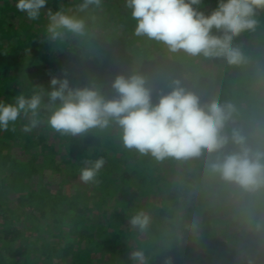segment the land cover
Wrapping results in <instances>:
<instances>
[{
  "label": "rangeland",
  "instance_id": "374dc122",
  "mask_svg": "<svg viewBox=\"0 0 264 264\" xmlns=\"http://www.w3.org/2000/svg\"><path fill=\"white\" fill-rule=\"evenodd\" d=\"M65 1L48 0L44 11L48 8H63L84 18L88 35L69 37L60 43L46 39L45 15L32 21L16 9V0H0V14L3 18L0 17V27H6L10 23L14 26L12 37L7 38V34L0 33V42L3 46H15L11 55L0 54V99L10 101L16 94L27 92L32 87L31 84L51 90L47 77L49 69L55 72V76L66 75L73 86H80L82 79L88 80L84 74L96 77L102 73V78L106 81V84L103 83L104 88L111 89L105 96L112 97L116 95L111 87L115 77L107 76L105 64L113 60L127 74L139 70L148 76L152 82L153 98L158 97L161 89L170 90L172 80L180 79L188 89L197 93L202 102L216 97L221 102H232L237 111L226 130L230 133L232 127L240 128L248 136L250 145H264V103L259 107L253 105L258 100L254 94L264 86V76L259 81L250 82L251 79L244 77L250 71H244L236 75L237 79H233L234 68L224 59L219 58L215 62L187 55L183 51L170 53L163 44L145 36H137L136 21L131 16L126 0H104L99 8L90 7L84 12H79L77 8L82 0ZM203 2V10H207L216 7L218 0ZM7 6L11 9L6 10ZM256 19L261 27L264 23V10L258 11ZM19 22L22 23L19 25L24 33L18 27ZM93 39L95 43L91 41ZM15 40L19 42H14ZM90 42L105 51H111V56H102L104 53L100 52H95V56L90 54V50L85 54ZM16 43L18 44L15 45ZM233 43L247 57L245 65L257 62L256 58L251 59L257 52L263 53L264 46L251 50L252 45L258 44V39L250 31L242 32ZM32 46H37L43 53L37 54L32 61L24 59L25 57L22 60V51L29 50ZM144 48H149L150 51H144ZM27 53L25 52L26 55ZM17 59L22 65L17 63ZM54 61L57 65L52 64ZM199 61L204 63L202 69H197L195 65ZM261 61L264 64V55ZM157 63L167 66L168 70L165 69L158 75L157 68L153 67ZM182 65L189 69H182ZM189 73H195L197 83L193 82ZM196 73L204 78L200 79ZM210 78L211 81H208ZM76 79L78 80L74 81ZM71 140L75 139L61 136L45 125L25 132L21 122H17L15 131L11 128L0 131V251L3 252L0 254L8 256L17 247L26 250L28 258L38 264L45 260L51 261L49 258H52L51 262L54 264H81L83 262L77 260L73 252L83 249L88 255L89 264H127L130 248L138 246L148 256V264H157L160 258L165 257H170L172 264H249V261L251 264H264V241L258 242L259 233L251 227L256 220L242 225L238 212L234 214L230 211L232 204L240 199L258 207L263 198L259 199L257 196L259 191H243L242 198H236L233 191L235 185L231 187V184L207 170V162L215 154L209 156L205 153L187 160L169 157L157 161L150 155L140 156L134 151L124 150L114 132L99 137L91 134L84 138L76 137L77 145H72ZM104 142L114 145L111 147L108 144L106 147L111 148L109 149L103 147ZM49 144L50 148H46ZM101 144L107 158L104 156L106 162L98 177L100 182L84 184L80 180V169L84 165L77 158L83 156L94 159L93 147ZM65 145L70 147L69 153ZM234 148L235 145L230 143L225 151ZM52 150L58 153L55 156L58 161L66 155L70 163L75 164L74 174L71 173L70 164L47 163L45 151L48 153ZM117 158H121L120 161L116 162ZM32 167L37 172L29 176L28 172ZM125 169L132 170L130 175L135 172L141 186L132 185L126 174L124 176L128 180L122 177ZM12 171L14 172L11 173ZM42 193L45 198L39 199L38 195ZM58 193L60 198L54 201V196ZM165 206L174 209L167 212L161 209ZM71 209L74 214H69ZM141 209L151 216L152 226L148 235L137 233L129 224L131 215ZM62 215H65V221L58 225L54 220ZM256 215L259 220L264 221V208L260 207ZM162 220L167 222L166 226L162 225ZM206 228H213L214 232H204ZM13 230H18L17 236ZM84 230L91 234H86ZM120 230L126 232L121 234ZM242 231L250 232V235L246 243L238 245L231 235ZM8 232L10 234L7 240L11 243L2 250V241ZM200 234L210 237L206 241L194 238ZM190 236L193 238L190 239ZM157 237L161 239L158 243H152V246H163L167 241L170 246L181 250L172 253L170 247L164 249V252L159 250L154 258L151 257L152 247L144 242L151 238L157 240ZM21 241L24 245L19 244ZM45 244L47 246L41 248ZM122 246L125 248L123 252L120 251ZM59 247H69L72 253L61 254L63 258H57L52 254ZM62 251L63 249L60 250L61 253ZM32 260L30 262L34 264Z\"/></svg>",
  "mask_w": 264,
  "mask_h": 264
},
{
  "label": "clouds",
  "instance_id": "9594fccd",
  "mask_svg": "<svg viewBox=\"0 0 264 264\" xmlns=\"http://www.w3.org/2000/svg\"><path fill=\"white\" fill-rule=\"evenodd\" d=\"M101 2L82 0L77 8L84 12L99 8ZM47 4L48 0H16L15 6L32 21L45 15V36L51 42L88 35L84 18L63 8L45 12ZM126 4L136 21L137 36L163 44L170 53L221 58L234 66L247 62L234 38L254 31L257 13L264 10V0H218L208 11L203 10V0H126ZM151 83L139 70L117 74L111 82L116 95L106 97L94 77L83 86H73L66 75H53L51 90L31 84L27 92L16 94L10 101L0 99V131H15L21 122L25 132L45 125L72 138L114 132L124 150L150 155L157 161L215 154L206 165L211 174L248 193L264 189V145H250L240 128L232 127L230 133L226 130L237 111L232 102H221L218 97L202 102L180 79L172 80L170 90L161 89L154 101ZM230 143L235 148L225 151ZM105 162L102 156L84 159L80 180L98 184ZM150 221V214L143 209L129 218L137 233H147ZM251 227L264 232V221L257 220ZM168 248L166 241L163 249ZM148 261L143 248H130L129 264ZM164 264H172L171 258L165 257Z\"/></svg>",
  "mask_w": 264,
  "mask_h": 264
},
{
  "label": "trees",
  "instance_id": "16d2710c",
  "mask_svg": "<svg viewBox=\"0 0 264 264\" xmlns=\"http://www.w3.org/2000/svg\"><path fill=\"white\" fill-rule=\"evenodd\" d=\"M56 1V0H55ZM67 1V0H66ZM65 1V2H66ZM6 2H7V0H6ZM65 2H63V3H65ZM104 2V0H102V2H101V4ZM67 3V2H66ZM48 5V4H47ZM11 8H9L8 6H7V9L6 10H10ZM51 9H53V8H51ZM57 9V8H56ZM53 10H55V9H53ZM208 10H211V9H207V10H205V11H208ZM47 11V10H46ZM45 11V12H46ZM77 11V10H76ZM7 15H8V13H6ZM10 16V15H9ZM8 16V17H9ZM0 17L2 18V15L0 14ZM86 17L87 18H90V16H88V15H86ZM10 18V17H9ZM3 19V18H2ZM44 20H45V17L44 18H42V21L44 22ZM9 21L11 22L12 21V19H9ZM22 25V23H18V27H19V29H20V25ZM2 25V24H1ZM32 26V25H31ZM28 27V26H27ZM26 27V28H27ZM14 28V26H12V23H10V25H7L6 27H3V26H1L0 27V33H4V34H7V38H10V37H12L11 35V31H12V29ZM26 28H25V30H26ZM21 30V29H20ZM26 31H29V30H26ZM21 32L22 33H24L22 30H21ZM251 33H254V35H256V37H257V39H258V46L257 45H252L251 46V50H257V49H260V48H262L263 46H264V23L261 25V27L260 26H258L257 25V27H256V29L254 30V31H250V34ZM239 37V36H238ZM238 37H236V38H238ZM236 38H234V40L236 39ZM93 43H95V40L93 39V40H91ZM14 42H19V41H17V40H15ZM18 43H16L15 45H17ZM89 46V49H87V51L86 52H84L85 54H88V52H89V50H90V54H94L95 55V52H100V53H104V54H102V56H105V57H107L108 55L109 56H111L110 55V53H111V51H109V50H103V49H101L100 47H96V46H94L91 42H90V44L88 45ZM15 46H14V44H9V45H5V46H3V43L2 42H0V54H4V53H8V54H12L15 50ZM144 51H150V49L149 48H144L143 49ZM22 51V50H21ZM25 52L27 53V52H30V53H27V55L25 54ZM42 54L43 52H40L39 50H38V47L37 46H32V48H29V50H23L22 51V53L20 54V55H22V56H20V57H22V60H23V58L24 59H28V60H33L36 56H38L37 54ZM77 54H78V52H77ZM107 55V56H106ZM263 55H264V47H263V53H261V52H257V54L251 59V60H253L254 58H256V60H257V62H253V63H251V62H249L248 64H244V65H238V66H236V67H234L233 65H232V67L234 68V73L232 74V77H233V79L235 78V79H237L236 78V75H240L241 73H243L244 71H250V74L248 75V73H247V76H245L244 75V77H246L247 79H251L250 80V82H252L253 80H257V81H259V80H261V78L264 76V64H263V61H261V57H263ZM96 56V55H95ZM44 58H47L46 56H43ZM17 58V57H16ZM16 58H14L15 60H16ZM96 58H98V57H96ZM203 58V57H202ZM203 59H205V58H203ZM218 59L219 58H214V59H212V60H214L215 62H218ZM19 61H18V59H17V63H18ZM20 63V62H19ZM21 65H22V63H20ZM52 64H55V65H57V62L56 61H54V62H52ZM93 64V63H92ZM19 65V64H18ZM106 65V68H107V76L108 77H115L117 74H121V73H123V74H125V75H127V73L122 69V68H120L119 66H117L115 63H113V60L111 61H108L107 62V64H105ZM196 66H197V69H202V66H204V63H203V61H199L197 64H195ZM52 66H54V65H52ZM104 66V65H103ZM153 67H155V68H157V74L158 75H160L161 73H162V71H164L165 69H167L168 67L167 66H164L162 63H157V64H155ZM182 67V69H185V70H188L189 68H186V66L185 65H182L181 66ZM53 69H54V67H52ZM193 69V68H192ZM191 69V70H192ZM168 70V69H167ZM50 71V72H49ZM49 71L47 72V77H48V80H50L51 79V77L53 76V75H55V72H52L53 70L52 69H49ZM101 71V70H100ZM102 72V71H101ZM245 72V73H246ZM102 73H100V74H98L96 77H94L95 79H96V81H97V83H100V84H102V92H103V94L104 95H106V94H108L109 93V91L111 90H109L108 88H104V84H106L105 82V79L104 78H102V75H101ZM197 74V73H196ZM189 75H191V77H192V79H193V82L195 83H197V77L195 76V73H189ZM198 75V77L200 78V79H203L204 78V76H202V75H200V74H197ZM84 76L88 79L87 81H85L84 79H82L81 80V85L80 86H83L84 84H87V83H89V81H90V78H92V77H90L89 75H87V74H84ZM104 76H106V75H104ZM60 77H64L63 76V74H61L60 75ZM190 77V78H191ZM103 79V80H102ZM78 79H76V80H74V81H77ZM157 81V79L156 80H154V82H156ZM208 81H211V78L210 79H208ZM104 83V84H103ZM262 86V85H261ZM161 89V88H160ZM263 89H264V86H262V88H261V90L260 91H258L257 93H256V95L254 94V97H257L258 98V100L255 102L254 101V106L255 107H259L260 105H261V103H264V91H263ZM248 92V91H247ZM154 99H156V97H154ZM155 101V100H154ZM61 136H63V135H61ZM73 139H75V140H71V144L73 145V144H75V145H77L78 144V142H77V140H76V138H73ZM63 144H65V142H63ZM104 144H105V146H103L102 144L101 145H95L93 148V151H94V155H95V157H94V159H96V158H99V157H104L105 156V158H107V156H106V153H105V148H101V146H103V147H106V146H111L112 147V145H114L113 143H108V144H106V142H104ZM45 146V145H44ZM50 144L49 145H47V147L46 148H50ZM61 146H64V145H61ZM65 147H66V151H67V153H69V151H71V149H70V147L68 146V145H65ZM100 148H101V150H100ZM106 148H109V149H111L110 147H106ZM47 154V156H46V158H45V155ZM58 153L55 151V150H52L51 152H46L45 151V154H44V158H45V160L47 161V163L48 164H56V165H58V164H60V163H64L65 165H67V164H70V168H71V173H73L74 174V171H73V169H74V166H75V164H71L70 163V160H69V158H66V155L65 156H63L62 158H61V160L60 161H58L56 158H55V156L57 155ZM88 158V157H87ZM87 158H85V157H81L80 158V156L77 158V160H78V162H83V160L84 159H87ZM104 158V159H105ZM120 159L121 158H117L116 159V162H117V160H119L120 161ZM112 161V160H111ZM115 166V165H114ZM110 168H111V166H110ZM120 170H122V169H120ZM130 171H132V170H126L125 169V173H123L122 172V177H125L124 175L126 174L127 175V177L129 178V180H131V184L132 185H134V186H136L137 185V187H139V186H141V183H140V181H138V178L136 177V175H135V172H133L134 174L132 175H130ZM14 171H12L11 173H13ZM35 172H37V169L35 168L34 169V167H32L30 170H29V172H28V175L29 176H31V175H33ZM25 173V172H24ZM70 173V174H71ZM10 175V174H9ZM8 176V175H7ZM126 178V177H125ZM127 179V178H126ZM128 180V179H127ZM127 182V181H126ZM128 183V182H127ZM28 184V183H27ZM234 184H231L230 186L231 187H234L233 186ZM234 191V195L236 196V198H242V192H243V190L242 189H240L238 186H236L235 185V189L233 190ZM257 196H259V199L260 198H263V201H261V203H259V206L260 207H262V208H264V190L262 191V192H260L259 191V193L257 194ZM38 197H39V199H44L45 198V195L42 193V194H40V195H38ZM55 198H54V201H56L57 199H59L60 198V195H59V193H58V195L57 196H54ZM256 197V196H255ZM247 199H249L248 197H246ZM258 199V200H259ZM257 200V201H258ZM234 201V200H233ZM251 201H253L252 199H251ZM258 206V207H259ZM258 207H256V206H254L252 203H250V202H247V201H242L241 199L239 200V201H236V202H234L233 204H232V206H231V209H230V211H232V213H236V212H238V219H241V224L242 225H244L246 222H248V221H250V222H252L253 220H259V218H258V216L256 215L257 214V210L260 208H258ZM187 208H188V206H187ZM162 210H164V211H167V212H171L173 209H174V207H170V206H165V208L163 207V208H161ZM69 214H74V210L73 209H71V211H70V213ZM69 214H67V215H69ZM163 214H165V213H163ZM66 215V216H67ZM55 222H58V225L59 224H63V222L65 221V215H62L60 218H58V219H55L54 220ZM154 221V220H153ZM162 225H164V226H166L167 225V222L165 221V220H162ZM152 226V222L150 223V225H149V230H148V232H150V227ZM208 228V227H207ZM204 229V232H214V229L213 228H210V229ZM14 232L13 233H16L15 234V236H17L18 235V230H13ZM159 231V230H158ZM84 232H86L85 230H84ZM121 234H123V232H126V231H122V230H120L119 231ZM148 232L146 233L147 235H148ZM243 233H241V235H239V234H233V235H231V238L233 239V241H235L236 242V244H240V243H244L245 241H246V239H248V237H249V235H250V232H245V231H242ZM90 232H86V234H89ZM9 234H10V232H8L7 233V235H5V238H3V241H2V246H1V249L2 250H4V249H6V246L7 245H9L11 242H10V240H7L8 238H9ZM91 234V233H90ZM119 234H116V236H118ZM255 235H257V233L255 232ZM15 236H13V237H15ZM210 236H207L206 237V235H204V236H202V234H200L199 236H197V237H195L194 236V238H199V239H202V241H206L208 238H209ZM117 238V237H116ZM193 238V236H190V239H192ZM12 239V238H11ZM159 239H161V238H158L157 237V240H152V238L151 239H148V240H146L145 242H144V244L145 245H149L150 247H152V250H153V252H151L150 253V256L151 257H155V255L157 254V252L160 250V251H163L164 252V249H163V246H161V245H157V246H152V243H154V242H157L158 243V240ZM262 241H264V232H259V234H258V242H262ZM247 242V241H246ZM245 242V243H246ZM19 244H21V245H24V243H23V241H21ZM125 245V244H124ZM47 245L45 244V245H42L41 246V248H45ZM171 247V250H170V252H172V253H176L177 251L179 252L181 249H179V248H176V247H174V246H170ZM61 249H63V251H62V253L60 252V250ZM123 249H125L124 248V246H122V248L120 249V251H122L123 252ZM170 249V248H169ZM8 251H11L10 249L8 250ZM2 251H0V253H1ZM3 253V252H2ZM54 253L55 254H52V255H54V256H56L57 258L59 257V258H63L62 256H60L61 254H67V253H72V249L71 248H69V247H64V248H55V250H54ZM74 255H75V258L77 259V260H81L83 263H81V264H89L88 263V255H87V253H85L84 251H83V249L82 250H75L74 252ZM230 253V252H229ZM21 256H22V259H21ZM16 257H18V258H16ZM20 258V260H18ZM49 259H51V261H52V258H49ZM48 259V260H49ZM151 259V258H150ZM32 260V259H31ZM29 258H28V256H27V253H26V250H20L19 248H17L16 247V249H14V251L12 252V254H10V255H2V254H0V264H31V261ZM33 261V260H32ZM38 261V260H37ZM51 261H49V262H46V260L45 261H43V263L42 264H54V262H51ZM150 261V260H149ZM149 261H148V263H149ZM33 263L34 264H38V263H36L35 261H33ZM111 263H113V258H112V262ZM75 264V263H74ZM76 264H79V263H76ZM127 264H129V263H127ZM157 264H164V258H160L159 260H158V262H157Z\"/></svg>",
  "mask_w": 264,
  "mask_h": 264
},
{
  "label": "crops",
  "instance_id": "0c3cea01",
  "mask_svg": "<svg viewBox=\"0 0 264 264\" xmlns=\"http://www.w3.org/2000/svg\"><path fill=\"white\" fill-rule=\"evenodd\" d=\"M229 211V210H228ZM239 235H241V233H243V232H237Z\"/></svg>",
  "mask_w": 264,
  "mask_h": 264
}]
</instances>
